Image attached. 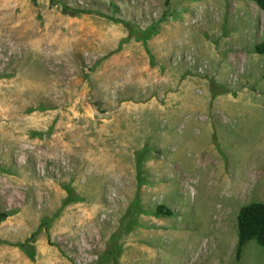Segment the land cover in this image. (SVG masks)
<instances>
[{
    "label": "rangeland",
    "instance_id": "1",
    "mask_svg": "<svg viewBox=\"0 0 264 264\" xmlns=\"http://www.w3.org/2000/svg\"><path fill=\"white\" fill-rule=\"evenodd\" d=\"M263 39L253 0H0V264H264Z\"/></svg>",
    "mask_w": 264,
    "mask_h": 264
},
{
    "label": "trees",
    "instance_id": "2",
    "mask_svg": "<svg viewBox=\"0 0 264 264\" xmlns=\"http://www.w3.org/2000/svg\"><path fill=\"white\" fill-rule=\"evenodd\" d=\"M264 10V0H253ZM64 8L71 12L80 11L67 4ZM255 50L264 54V39L259 42ZM155 216H171L175 211L166 204L157 205L152 212ZM238 242L236 246V258L239 260L242 256L244 246L251 240H255L264 247V201H253L243 205L237 216Z\"/></svg>",
    "mask_w": 264,
    "mask_h": 264
},
{
    "label": "crops",
    "instance_id": "3",
    "mask_svg": "<svg viewBox=\"0 0 264 264\" xmlns=\"http://www.w3.org/2000/svg\"><path fill=\"white\" fill-rule=\"evenodd\" d=\"M237 233H238V230H237ZM237 242H238V240H237ZM236 246H237V244H236ZM244 247H245V246H244ZM243 252H244V248H243ZM243 252H242V255H243ZM241 258H242V256H241ZM241 258H240L239 260H238L237 258H236V259H237L238 261H240Z\"/></svg>",
    "mask_w": 264,
    "mask_h": 264
}]
</instances>
